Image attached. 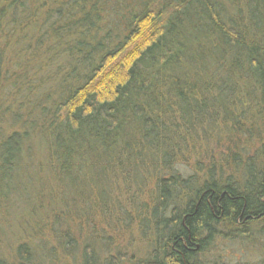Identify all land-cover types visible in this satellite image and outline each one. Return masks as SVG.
<instances>
[{"label": "trees", "instance_id": "1", "mask_svg": "<svg viewBox=\"0 0 264 264\" xmlns=\"http://www.w3.org/2000/svg\"><path fill=\"white\" fill-rule=\"evenodd\" d=\"M256 118L263 129L264 0H0V207L24 156L41 158L26 180L47 166L83 193L108 170L152 169L155 249L140 264H201L215 225L264 221V150L258 168H210L199 187L171 163L207 152L220 129L236 158Z\"/></svg>", "mask_w": 264, "mask_h": 264}, {"label": "rangeland", "instance_id": "2", "mask_svg": "<svg viewBox=\"0 0 264 264\" xmlns=\"http://www.w3.org/2000/svg\"><path fill=\"white\" fill-rule=\"evenodd\" d=\"M241 96L242 100L252 99V105L258 100L250 92ZM244 109L238 101L241 117L248 114ZM246 120L248 118L242 119ZM254 121V124L245 125L251 133L237 142L242 150L236 158L225 156L227 152H223L221 144L227 131L220 129L209 140L207 152H200L197 157L176 158L171 165L178 172L187 171L184 176H196L197 181L195 177L192 179L197 187L208 176L207 169L211 168L216 172L214 178H219L221 165L225 169L232 168L224 170L223 177L237 178L238 173L232 166L235 160L239 162L236 165L240 172L245 171L247 162L258 168L263 157L264 127L261 129L262 123L257 118ZM224 131L225 134L220 133ZM222 156L224 158L219 159ZM25 158L22 166L29 161ZM31 161H41V158L36 156ZM22 166L9 202L0 207V255L13 258L15 248L28 241L31 256L24 264H87L85 250L90 253V264H110L113 259H121V264H140L150 258L155 249L148 209L156 190L154 170L139 167L108 170L95 181L96 188L88 187L83 193L81 187L73 189L61 182L47 166L39 172L35 164L31 171L37 173H33L36 178L26 180L30 174L23 175ZM146 222L149 224L144 226ZM250 226L235 231L229 224L215 225L216 233L224 236L216 235L207 242L198 261L201 264H264V221ZM52 229L57 233H52Z\"/></svg>", "mask_w": 264, "mask_h": 264}]
</instances>
